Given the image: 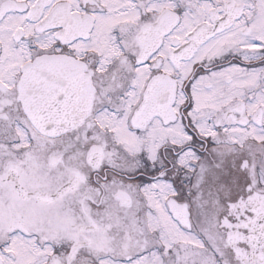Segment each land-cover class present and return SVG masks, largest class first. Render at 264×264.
I'll return each mask as SVG.
<instances>
[{
    "label": "snow or ice",
    "instance_id": "1",
    "mask_svg": "<svg viewBox=\"0 0 264 264\" xmlns=\"http://www.w3.org/2000/svg\"><path fill=\"white\" fill-rule=\"evenodd\" d=\"M0 264H264V0H0Z\"/></svg>",
    "mask_w": 264,
    "mask_h": 264
}]
</instances>
